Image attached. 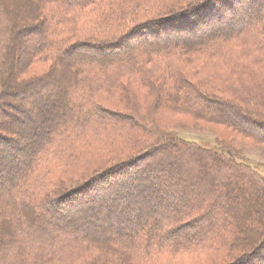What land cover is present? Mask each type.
Instances as JSON below:
<instances>
[{
	"label": "trees",
	"instance_id": "1",
	"mask_svg": "<svg viewBox=\"0 0 264 264\" xmlns=\"http://www.w3.org/2000/svg\"><path fill=\"white\" fill-rule=\"evenodd\" d=\"M4 1L0 0V113L8 115L10 121L17 123L15 125H23L30 118L31 108H17L16 103L2 102V99L6 97L17 99L25 96L46 80L54 79L57 73L62 77L65 75L62 83L57 85L56 99L61 111L52 110L50 122L45 126L40 124L44 132L38 135L39 140L33 150L29 147L31 142H23V144L17 137H7L0 133V140L9 144V148L5 147L0 153L2 161L8 160V167H2L0 170V230L3 232L2 236L4 234L8 236L6 240L1 239L0 250H4L12 241L17 242L14 244L16 247L14 253L11 254L14 260L12 264H72L73 262L75 264L84 260L89 254L90 257L92 253L95 256L96 252L99 253V264H151L157 259L162 261L195 251L204 256L209 251L219 252L215 257L216 261H220L219 264H241L261 252L264 254V174L257 167L247 160L242 162V155L236 152L229 151V157L225 158L224 156L227 155L225 153L221 154L212 148L190 143L182 137L161 136L150 146L148 141L153 129L145 126L144 121L147 119L145 115L136 111L132 112L134 115L114 114L99 107L91 108L88 103L82 104L83 108L80 110V106H75V102L71 99V96L78 95V90L85 88L82 83L86 73L90 74L94 70L99 71V68H104V73L108 75L113 66L126 68L127 71L135 69L137 71L135 73L139 74L144 71L141 67L150 63H162V66L163 63H168L167 57H164L166 54H163L164 50L179 48L184 51V44L179 46L176 44L178 47L168 49L163 46L166 44H156L151 47L150 55L147 53V55H137V52L133 51L124 57L109 55L110 49L107 50L109 47L104 44L112 40H103L104 44L96 42L92 46L83 43L66 46L64 42H59L61 44L59 45L55 36L57 31L52 28L54 21L50 22L51 19L44 16V6L59 5L61 8L64 7L66 12H71L73 9H87L100 0H26L37 13L36 18L29 19L30 22L38 24L40 21L38 27L28 28L29 25L25 29L35 34L30 57L33 61H51L54 70L42 77L43 79L39 77L21 83L15 79L17 69L13 68V57L20 49L22 51L19 37L22 34L26 35V31L23 30V33L18 31L12 18L15 21V18L21 19V17L14 10H10L9 15ZM20 1L25 0H15L16 3ZM221 1L216 2V8L221 7ZM241 1L228 0L217 11V15H213L209 14V11L212 12L214 7L205 3V0H191L180 5L179 9L168 12L163 20L174 21L178 18L203 16L198 19L199 24L195 27L197 33L195 37L200 40L197 43L202 44L199 49L223 47L230 41H239L253 35L264 27L263 13L249 16L245 21H242V17L237 20V14L239 16V9L241 10L242 7ZM18 21L22 22L19 19ZM218 22L224 24L214 27L213 25ZM151 27L153 26L150 24H136L127 33L113 40L115 44L112 48L124 47L133 37H142V32ZM262 45H264L263 38L256 47ZM89 47L94 52H100L101 55L73 54L74 50H86ZM145 56L148 58L143 60ZM182 83L176 80L171 85V93L176 94L172 96L175 102L173 106L178 110H196L194 114L219 120L216 122L231 123L220 110L222 106H227V103H222L219 108L217 105L214 109L209 108L213 112L210 115L208 107L203 110L199 105L200 102H204L203 98L193 88L189 90L190 95L194 97L187 93L182 96L177 93L178 90L182 92L185 89L181 87L184 85ZM36 91L39 93V90ZM6 105L22 112L23 117L13 115L9 112L11 110L5 108ZM87 105L89 107H86ZM37 107L42 110L47 104L40 102ZM233 110L238 118L248 125L256 126L257 123H264V120L260 119L264 116H258V113L249 114L243 110L242 112ZM82 113L92 114L85 117ZM77 116L79 117L76 118ZM3 125L7 127L6 123L0 126ZM73 129H76L74 136L86 137L84 141L99 132L102 137L108 134L109 130H114L113 132L118 134L123 133L125 137H136V144L132 145V150L136 151L139 146V149L143 150L141 149L140 154H134L112 167L95 169L82 185L64 194L57 191L58 193L46 195L33 190V185L41 184V170L46 155L49 157L47 160L49 162L60 160L55 156L62 150L67 155V158L61 159L64 161L62 165L75 168L81 165L80 158L83 153L90 154L97 148L94 146L97 144L90 146L87 143L61 147L66 133ZM34 135L37 133L34 132ZM159 158L161 161L166 159L171 165L167 167L164 163H156ZM225 169L228 170L226 176L223 174ZM136 170H138L137 174L127 185L119 188L120 190L115 188L117 183L122 181L125 183L130 173ZM165 171L171 172V177L165 179L167 187L163 194H160L158 181L161 179L160 174ZM185 173L190 176V180L196 182L200 177L205 179L204 182L201 180L202 183L198 182L202 185L211 184L213 177L219 179L223 176L219 187L221 189L225 186V188L213 191L215 197L207 194L212 190L188 189L178 203L166 202L163 195H172L174 184L181 183L185 179L183 176ZM116 176L118 180L115 179ZM152 178L156 181H152ZM140 179L145 182L152 181L148 187H156L154 192L151 193L144 187L138 190L137 195L133 194L135 182ZM105 185L107 186L103 187ZM221 191H224L226 196L224 205L222 197H218ZM252 199L254 202L251 201ZM150 200L153 201V214L149 218H143L147 211L145 203ZM249 201L262 210L255 213L254 207L247 203ZM244 202L245 206L242 205ZM122 203H126L124 208ZM43 205L57 215V221L49 220L44 216L41 209ZM76 214L79 215V221L75 220ZM262 259L261 263L256 261L253 264H264V258ZM88 264H97V262L96 260L92 262L89 258Z\"/></svg>",
	"mask_w": 264,
	"mask_h": 264
},
{
	"label": "rangeland",
	"instance_id": "2",
	"mask_svg": "<svg viewBox=\"0 0 264 264\" xmlns=\"http://www.w3.org/2000/svg\"><path fill=\"white\" fill-rule=\"evenodd\" d=\"M187 1L191 0H100L87 9H73L71 12H66L63 9L64 7L61 8L59 5L46 4L43 9L44 16L51 19L50 22L54 21L52 28L57 31L55 36L59 45L64 42L66 46L75 43L92 46L96 42L104 44L103 40H112L104 44V46L109 47L107 50L110 49L108 50L109 55H121L124 57L133 51L137 52V55H150L149 53L152 52L150 50L151 47L156 44H166L163 46L167 49L184 44V51L179 50V48L164 50L163 54H166L164 57H167L168 60L166 61L168 63H163V66L161 65L162 63H150L141 67V70H144L146 74L144 71L136 74L135 72L137 71L135 69L127 71L125 70L126 68L113 66L108 75L104 73V68H99V71L94 70L90 74L86 73L82 83L85 88L81 91L78 90V95L71 96V99L75 102V106H80V110L83 108L81 107L82 104L86 105L85 103H88L91 108L99 107L114 114L134 115L132 112L136 111L145 115L147 118L144 121L145 126L153 129L149 138L150 141H148L150 146L155 144L161 136L182 137L190 143H196L204 148H212L221 154L225 153L227 154V157L224 156L225 158L229 157L230 152H236L242 155V162L249 161L264 174V126H262L264 123H257L256 126L248 125L246 122L241 121L235 110H233H241L240 112L243 110V112L249 114L258 113V116H264V45L256 47L257 44H260L262 38L264 39V27L258 29L253 35L246 36L239 41L237 40L238 42L230 41L223 47L212 46L200 50L199 46H202V44L197 43L199 38L195 37L197 35L195 27L199 24L198 19L203 16H194L186 19L178 18L174 21L172 19L163 20L168 12L179 9V6ZM218 1L221 0L216 2ZM227 1L222 0L220 6L222 7ZM4 2L9 15L10 10H14L21 17V19L15 18V21L12 18L18 31L23 33V30L29 25L28 28L39 26L40 21L37 24L31 23L29 20L36 18L37 13L28 1H20L21 6L15 0H5ZM216 2L205 0V3L214 7L212 12L209 11V14L217 15V11L221 7L217 6L216 8ZM241 2L242 7L241 10L239 9V16L237 14V20L242 17V21H245L249 16H258L262 13L264 15V0H242ZM169 5L171 6L169 7ZM197 8L199 9L200 7ZM18 19L22 20V22L18 21ZM61 21H64V23H61ZM141 23L150 24L153 27L143 31L142 37H133L124 47L115 46L112 48L115 44L113 40L127 33L136 24ZM221 24L224 23L218 22L213 26L216 27ZM34 37L35 34L29 31H26V35H20L19 44L22 51L20 49L18 56L14 54L13 57V68L14 70L17 69L15 72L17 77L15 79L21 83L45 77L50 71L54 70V65L51 61H33L31 59L30 53L33 51ZM178 51L181 53H178ZM78 53H81V55H101L100 52L92 51L90 47L86 50H74L73 52L74 55ZM146 58L148 56L143 57V60ZM130 60H132V57H130ZM63 77L57 73L54 79L46 80L36 89L39 90V93L34 90L32 93L17 99L9 97L2 99V102L16 103L17 108H31L32 112L30 113V118L20 126L15 125L17 123H13L12 120L10 121L11 118L5 113H0V125L6 123L7 126H0V133L7 137H17L22 143L31 142L29 147L33 150L39 140L38 135L40 136L44 132V128L40 127V124L45 126V124L50 122L52 110L61 111L57 104L56 95L58 94L57 87L62 83ZM176 80L182 81L184 85L179 86L185 88L182 92L180 90L177 91L179 95H186V93L190 95L189 89L193 88L198 95L202 96L204 102H200L199 105L202 106L203 110H205V107L214 109L216 105L219 108L222 103H227V106H222L220 110L223 112V116L230 120L231 123H220L216 122L219 120H211L207 116L194 114L196 110L193 109L178 110L176 106L172 105L175 103L172 96L176 94L171 93V85ZM54 84L56 85L54 86ZM42 91H45V93H40ZM190 96L194 97V95ZM40 102L47 104V107L42 110L39 109L37 106ZM89 106L87 105L86 107ZM200 106H198V109ZM5 108L11 110L9 112L13 115L16 114L23 117L22 112L12 109L9 105H6ZM212 109L208 110L210 115L213 113ZM82 114L84 115L85 113ZM82 114L80 115L82 116ZM260 119L264 120V118ZM75 131L76 129H73L68 134L66 133L67 136L65 135L66 138L63 140L61 147L87 143L90 146L97 144V146L94 145L97 148L90 154L83 153L81 158L79 157L82 160L81 165L75 168L66 164L62 165L64 161H61V159L67 158V155L62 150L55 156V158L60 160L49 162L47 161L49 157L46 155L43 161V170H41V184L38 186L33 185V190L46 195H51V193L57 191L60 194H64L82 185L84 180L88 179L95 169L112 167L134 154H140L143 150L142 148V150L139 149L140 146L136 151L132 150V145L136 144V137H125L123 133L118 134V132H113L114 130H109V133L102 137L99 134L100 132L89 136L87 141H84L86 137L74 136ZM34 132L37 135H34ZM57 141L59 142L60 139ZM5 147L9 148V144L0 140V153L3 152ZM156 163H164L167 167L169 164L171 165V162H167L166 159L161 161L160 158ZM7 165L8 160L2 161L0 158V170ZM226 172H228L227 169H225L223 174L225 175ZM3 173L5 174V171ZM170 173L169 171L162 172L160 174L161 179L157 180L160 194H163L167 187L165 179L171 177ZM183 176L186 180L183 179L181 183L174 182L176 184H174L172 195H163L166 202L171 204L178 203L182 199L185 190L188 189L212 190L208 191L207 194L214 196L213 191L220 189L219 184L223 181V176L219 179L213 177L211 184L204 183L202 185L198 183L205 181L201 177L196 182L193 179L190 180V176L186 173ZM117 178L118 176L115 177V179ZM151 180L156 181L153 178ZM152 181L137 180L135 182L136 187H133L134 191L132 193L137 195L138 190L144 187L153 193L156 187H148ZM122 183L123 181L117 183L115 188L120 190ZM224 188L221 187L220 190H224ZM218 197H222L224 205L226 200L225 192L221 191ZM246 200L248 201V199ZM251 201L254 202L253 199ZM152 202L150 200L145 203L147 211H145L143 218H149L153 214ZM252 202L249 201L247 203L254 207L255 213L258 210H262L259 206L253 205ZM242 205L245 206V202ZM125 206L126 203H122V207L124 208ZM41 207L47 219L57 221V215L49 207L46 208L44 205ZM75 220L79 221V215L76 214ZM183 233H181L182 236ZM2 234L3 232L0 230V241L8 238V236L5 234L2 236ZM16 243L12 241L10 245L5 246L4 250H0V264H12L14 262L11 254L14 253L16 248L14 244ZM199 253L197 251L195 253H185L163 259L162 261L157 259L151 264H213L216 261L215 257L219 255V252L216 251H209L208 254L206 252L205 254L207 255L205 256ZM93 254H91V257L90 254L87 255L84 260H80L75 264H88L89 258L90 261L96 260L97 264H99V253L96 252L95 256ZM263 255V252H261V254L248 258L245 262H241V264H253L256 261L261 263L262 258H264ZM219 262L216 261L215 264H219Z\"/></svg>",
	"mask_w": 264,
	"mask_h": 264
},
{
	"label": "bare ground",
	"instance_id": "3",
	"mask_svg": "<svg viewBox=\"0 0 264 264\" xmlns=\"http://www.w3.org/2000/svg\"><path fill=\"white\" fill-rule=\"evenodd\" d=\"M252 1H255V0H252ZM137 171H138V170L131 172V173H130V177H129V179L126 180L125 183H123V184L120 186V188H122V187H124L125 185H127V184L131 181V178H133L134 175L137 174Z\"/></svg>",
	"mask_w": 264,
	"mask_h": 264
}]
</instances>
